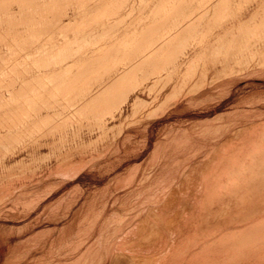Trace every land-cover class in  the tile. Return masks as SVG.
Instances as JSON below:
<instances>
[{
    "label": "rangeland",
    "instance_id": "374dc122",
    "mask_svg": "<svg viewBox=\"0 0 264 264\" xmlns=\"http://www.w3.org/2000/svg\"><path fill=\"white\" fill-rule=\"evenodd\" d=\"M52 1L0 0V264H111L207 149L264 130V0Z\"/></svg>",
    "mask_w": 264,
    "mask_h": 264
},
{
    "label": "bare ground",
    "instance_id": "6f19581e",
    "mask_svg": "<svg viewBox=\"0 0 264 264\" xmlns=\"http://www.w3.org/2000/svg\"><path fill=\"white\" fill-rule=\"evenodd\" d=\"M58 2L48 5L56 7ZM99 7L90 9L97 14ZM90 9L82 15L91 13ZM71 19L72 15L66 17V23L55 20L49 27L63 29ZM253 131L252 127L242 130L207 149L160 207L149 208L128 228L133 237L118 241L113 252L106 248L111 264H264V130L251 138ZM164 231L171 241L167 250L156 253L157 244L166 246Z\"/></svg>",
    "mask_w": 264,
    "mask_h": 264
}]
</instances>
